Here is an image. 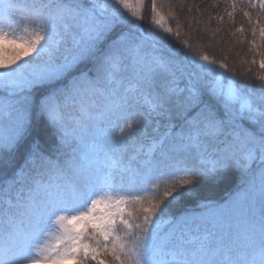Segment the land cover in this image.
I'll use <instances>...</instances> for the list:
<instances>
[{
  "label": "snow or ice",
  "instance_id": "snow-or-ice-1",
  "mask_svg": "<svg viewBox=\"0 0 264 264\" xmlns=\"http://www.w3.org/2000/svg\"><path fill=\"white\" fill-rule=\"evenodd\" d=\"M194 7L0 0V264H264V0L252 75L201 51L219 29L181 39Z\"/></svg>",
  "mask_w": 264,
  "mask_h": 264
},
{
  "label": "trees",
  "instance_id": "trees-1",
  "mask_svg": "<svg viewBox=\"0 0 264 264\" xmlns=\"http://www.w3.org/2000/svg\"><path fill=\"white\" fill-rule=\"evenodd\" d=\"M7 2V0H4ZM17 3H32L33 0H16ZM158 4H164L167 6L169 0H157ZM175 3L176 0H171ZM247 0H237V11L233 19H229L227 12L232 11L231 4L232 0H185L188 5H194V9L191 13L187 12V9L183 13H180L177 9V13L181 17L182 23L185 24L183 29V34L181 39L187 38L188 28L187 22L184 20L185 16H190L193 21V32L190 34L192 37V42H195L197 38L204 36V29H208L210 34L213 30L219 29L217 32L215 40L217 42L216 46L212 49H201V51H207L209 55H213L216 58H222L223 55H227V63L230 67L235 66L237 72L244 71L251 67V73L255 74L259 70L258 63L255 65L251 64L254 53L249 50V41L253 39L252 33L250 31V25L247 19L243 16L242 12L239 10L244 7ZM151 0H145V27H147V20L150 15ZM227 9V11L225 10ZM167 11V7H165ZM246 10L252 13L253 20L260 19L261 23H264V14L257 16L259 9L247 8ZM220 17H223L220 20ZM170 26L175 29V21L169 20ZM244 26V33L241 36L240 33L233 35V32L240 25ZM116 33L113 34V37ZM206 39V36H205ZM256 39L259 40V33L257 32ZM69 43H71V37H69ZM259 61V56L255 57ZM242 61H247V63H242ZM251 82H255L254 80ZM151 131V129H149ZM51 136V131L48 132L46 139ZM135 154V149L129 147L128 156ZM239 184L238 174L234 171H227L222 174V176L216 180L205 181L200 188L201 195L199 200H181L172 209L171 213L173 217L180 216L186 209L191 208L193 211L199 212L200 208L197 204L200 200L214 201L217 203H222L228 196L234 193ZM167 230V229H165Z\"/></svg>",
  "mask_w": 264,
  "mask_h": 264
}]
</instances>
